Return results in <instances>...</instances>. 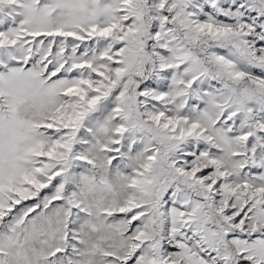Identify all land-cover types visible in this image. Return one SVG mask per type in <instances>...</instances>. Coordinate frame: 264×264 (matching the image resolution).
<instances>
[{"label": "snow or ice", "instance_id": "6c2138e0", "mask_svg": "<svg viewBox=\"0 0 264 264\" xmlns=\"http://www.w3.org/2000/svg\"><path fill=\"white\" fill-rule=\"evenodd\" d=\"M0 264H264V0H0Z\"/></svg>", "mask_w": 264, "mask_h": 264}]
</instances>
